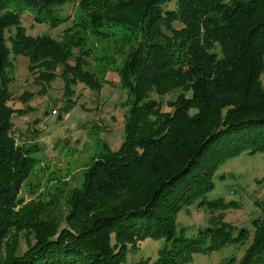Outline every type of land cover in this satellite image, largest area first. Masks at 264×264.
I'll return each instance as SVG.
<instances>
[{
	"label": "trees",
	"instance_id": "16d2710c",
	"mask_svg": "<svg viewBox=\"0 0 264 264\" xmlns=\"http://www.w3.org/2000/svg\"><path fill=\"white\" fill-rule=\"evenodd\" d=\"M69 1L76 14L52 12ZM25 6L35 23L71 24L58 38L30 34ZM18 55L42 90L60 76L67 104L75 85L98 92L109 71L126 92L120 148L104 143L79 184L62 180L47 196L29 189L43 147L16 142L14 115L34 109L11 105ZM263 74L264 0H0V264H133L146 239L162 246L134 264H185L246 243L238 264H264V212L236 233L218 219L177 221L194 204L236 206L207 194L227 159L264 155Z\"/></svg>",
	"mask_w": 264,
	"mask_h": 264
},
{
	"label": "rangeland",
	"instance_id": "374dc122",
	"mask_svg": "<svg viewBox=\"0 0 264 264\" xmlns=\"http://www.w3.org/2000/svg\"><path fill=\"white\" fill-rule=\"evenodd\" d=\"M31 9L25 6L21 16L22 25L30 34H49L58 38L64 28L71 24L69 20L51 29L45 22L35 23ZM76 10L73 1L52 7V12L60 17L72 15ZM44 15L41 14V17ZM27 66L26 56H16L10 75L11 105L24 108L28 104L34 108L24 115H14L13 121L17 126L14 129L18 132L16 142L24 145L37 143L43 147V151L36 155L40 161L29 179V189L34 190L36 195L42 192L47 196V193L55 192L56 187L62 185V180H67L69 187L79 184L81 170L89 164L92 156L103 150L104 143L112 150L120 148L124 138L126 92L119 86L116 72L109 71L105 75L107 82L98 92L90 91L81 83L75 85L72 97L77 99V103L67 104L69 102L63 95L64 82L60 76H56L49 85L43 84L45 90H42V85L35 81ZM262 80L264 84V74ZM24 91L34 94L27 103H23L20 97ZM174 97L165 96L163 105L167 99ZM31 131L37 134L33 132L30 136ZM70 176L73 181L68 180ZM213 182L207 198H222L225 203L235 202L236 206L225 205L210 211L194 204L178 214V224L202 227L209 225L211 218L236 227L234 233L240 227L252 229V220L262 217L264 212V155L243 152L227 159L218 166ZM29 189L23 186L21 191L27 199L31 197ZM247 244L228 245L211 254H194L192 260L185 264H229L232 257L234 262L230 264H238ZM161 246V240L138 242V248L130 253L128 263L134 264L143 257L154 259Z\"/></svg>",
	"mask_w": 264,
	"mask_h": 264
},
{
	"label": "built area",
	"instance_id": "2783aa9c",
	"mask_svg": "<svg viewBox=\"0 0 264 264\" xmlns=\"http://www.w3.org/2000/svg\"><path fill=\"white\" fill-rule=\"evenodd\" d=\"M53 112H54V110H53Z\"/></svg>",
	"mask_w": 264,
	"mask_h": 264
}]
</instances>
